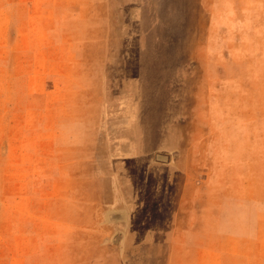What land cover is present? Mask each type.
Returning <instances> with one entry per match:
<instances>
[{
    "label": "rangeland",
    "instance_id": "1",
    "mask_svg": "<svg viewBox=\"0 0 264 264\" xmlns=\"http://www.w3.org/2000/svg\"><path fill=\"white\" fill-rule=\"evenodd\" d=\"M0 264H264V0H0Z\"/></svg>",
    "mask_w": 264,
    "mask_h": 264
},
{
    "label": "crops",
    "instance_id": "2",
    "mask_svg": "<svg viewBox=\"0 0 264 264\" xmlns=\"http://www.w3.org/2000/svg\"><path fill=\"white\" fill-rule=\"evenodd\" d=\"M202 143V141H200V144ZM212 151H211V155L212 156H215L216 155V151L218 150V149H216V147H213V148H210ZM202 151V150H201ZM214 159V167H216V165H215V158H213ZM184 200H186V197L184 196V191H182V196H181V207L182 208H185V201ZM231 238H233V236L231 237ZM213 250H211L210 251V254H213V252H212Z\"/></svg>",
    "mask_w": 264,
    "mask_h": 264
},
{
    "label": "water",
    "instance_id": "3",
    "mask_svg": "<svg viewBox=\"0 0 264 264\" xmlns=\"http://www.w3.org/2000/svg\"><path fill=\"white\" fill-rule=\"evenodd\" d=\"M112 217L113 218H119L120 216L117 214V215H113Z\"/></svg>",
    "mask_w": 264,
    "mask_h": 264
}]
</instances>
